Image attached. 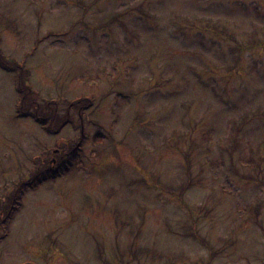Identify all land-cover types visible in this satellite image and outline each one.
<instances>
[{
  "label": "rangeland",
  "instance_id": "obj_1",
  "mask_svg": "<svg viewBox=\"0 0 264 264\" xmlns=\"http://www.w3.org/2000/svg\"><path fill=\"white\" fill-rule=\"evenodd\" d=\"M0 59V264H264V0H0Z\"/></svg>",
  "mask_w": 264,
  "mask_h": 264
},
{
  "label": "trees",
  "instance_id": "obj_2",
  "mask_svg": "<svg viewBox=\"0 0 264 264\" xmlns=\"http://www.w3.org/2000/svg\"><path fill=\"white\" fill-rule=\"evenodd\" d=\"M0 66H2L3 68H10V64L5 61L4 59H0ZM10 70H12L10 68ZM15 90L18 93V106H17V115L20 117H24V116H30L35 123H37L40 128L47 134H56L55 132H57L60 127H62V125H65L66 123H68V116L67 113H64L62 115H58V113L56 112V108H57V104L55 101H51V100H43V103H38L36 100V96L33 95L32 93H30L29 88L24 86L21 87L20 85V80L19 78L15 79ZM27 96L25 102H24V98ZM29 98V99H28ZM89 99L90 98H84L82 97H77L75 98V100L71 101L68 104V107H72L75 106L80 102V100L82 99ZM87 100V101H89ZM90 105V102L85 106L88 107ZM32 111H31V110ZM64 123V124H63ZM57 142V141H56ZM66 147L63 146L62 149V153L64 151H66ZM75 150V149H74ZM55 151H57L56 149L53 150V152L55 153ZM57 153V152H56ZM61 152H59V154H57L56 159L59 157L60 158V154H62ZM68 154V155H67ZM66 158L68 159L70 156H72V152H71V148L68 150V152L65 154ZM60 159L57 160V164L56 165H52L53 167L51 168H47L45 169L43 172L36 171L37 166L32 169L29 173H28V177L31 180L28 181L26 180L24 183L23 182H18L14 185L13 187V196L17 199L19 198V195L21 193H23L26 190L29 189H33L37 184L43 182V181H47V180H53L57 177H60L64 174H67L69 172H71V170L73 168L76 167L77 165V161H68L66 159ZM51 164H53V162H51ZM51 166V165H49ZM10 197V195H9ZM16 199H13V207L15 210L18 209V205L19 202L16 201ZM15 205V206H14Z\"/></svg>",
  "mask_w": 264,
  "mask_h": 264
}]
</instances>
